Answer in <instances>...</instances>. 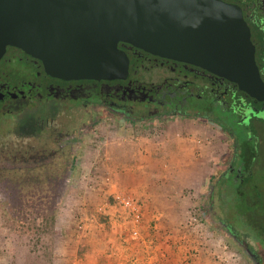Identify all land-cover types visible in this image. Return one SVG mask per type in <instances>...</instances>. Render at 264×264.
I'll use <instances>...</instances> for the list:
<instances>
[{
    "label": "rangeland",
    "instance_id": "1",
    "mask_svg": "<svg viewBox=\"0 0 264 264\" xmlns=\"http://www.w3.org/2000/svg\"><path fill=\"white\" fill-rule=\"evenodd\" d=\"M61 106L37 104L25 115L15 117L21 124L12 120L0 125V158H9L16 164L0 179V264H53V260L54 264H59L63 249L59 237L64 232H79L81 212L87 213L90 219L93 217L84 232L90 230V224L101 223L115 237L113 245L125 250L129 243L124 242L127 230L124 218H116L117 223L113 225L106 215L98 213L101 205L94 208L93 203L81 204L79 195L81 191L85 194L81 187L90 185L88 178L96 173L98 156L110 151L106 139L141 136L143 132L161 139L174 124L189 128L192 123L205 130L215 151L209 161L210 177L203 192L190 195L194 205L189 211H196L200 221L199 226L186 233L185 239L180 237L186 241V261L200 263L201 250L209 244L206 249L211 245V254H207L210 264H257L250 249L264 263V140L257 151L253 142H246L245 136L234 142L233 138L229 139L204 122L199 124L175 117L126 121L88 109L89 112L78 116V110H72L76 106L69 107V113L55 117L51 123L50 117L60 111ZM41 124L47 126L45 130L38 129ZM43 150L44 157L26 160L44 154ZM248 161L250 164L252 161V165ZM230 165L234 168L232 173L228 170ZM237 165L244 173L241 180ZM247 168L250 169L247 171ZM107 200L113 203L114 199ZM211 200L215 202L213 208ZM234 205L240 207L236 209ZM82 208L85 210L81 211ZM142 208L145 213V206ZM221 219L238 232L239 239L221 225ZM185 221L175 224L174 228L166 227L164 243H174L177 233L184 237ZM169 243L164 252L167 257L160 259V264L171 263ZM55 249L58 251L53 257Z\"/></svg>",
    "mask_w": 264,
    "mask_h": 264
},
{
    "label": "water",
    "instance_id": "2",
    "mask_svg": "<svg viewBox=\"0 0 264 264\" xmlns=\"http://www.w3.org/2000/svg\"><path fill=\"white\" fill-rule=\"evenodd\" d=\"M119 43L260 81L242 12L221 0H0V59L11 45L54 76L113 80L129 70Z\"/></svg>",
    "mask_w": 264,
    "mask_h": 264
},
{
    "label": "flooded vegetation",
    "instance_id": "3",
    "mask_svg": "<svg viewBox=\"0 0 264 264\" xmlns=\"http://www.w3.org/2000/svg\"><path fill=\"white\" fill-rule=\"evenodd\" d=\"M221 1L242 12L260 81L240 85L200 66L153 55L128 43L118 45L129 59L124 78H62L47 73L39 59L9 45L0 59V119L10 118L0 120V125L16 122V116L25 115L37 104H58L61 109L50 117L51 123L74 106L78 116L91 110L126 121L175 117L207 123L234 142L245 136L246 142L260 150L264 140V0ZM40 126V130L47 127ZM43 152L26 160L44 157ZM238 167L241 180L244 173ZM228 170L232 173L233 165Z\"/></svg>",
    "mask_w": 264,
    "mask_h": 264
},
{
    "label": "crops",
    "instance_id": "4",
    "mask_svg": "<svg viewBox=\"0 0 264 264\" xmlns=\"http://www.w3.org/2000/svg\"><path fill=\"white\" fill-rule=\"evenodd\" d=\"M172 127L161 139L146 132L141 136L106 139L110 151L98 156L96 173L88 178L90 185L81 187L85 194L82 191L79 194L81 204L93 203L94 208L118 195L139 199L145 206V248L150 246L149 240L154 239L157 249H166L163 239L166 227L174 228L175 224L181 222V225L187 219L194 205L190 195L203 192L210 177L209 161L215 150L205 130L194 123L189 128L180 124ZM97 223L90 224L88 232L61 233L59 239L63 249L60 248L59 264L148 263L149 250L144 248L136 254L113 245L112 232ZM180 237L184 239L178 236L174 243H169L171 247H167L170 264H195L186 261V241ZM208 246L201 250V262L197 264H210L207 254H211V245L206 249ZM57 251H53V257Z\"/></svg>",
    "mask_w": 264,
    "mask_h": 264
},
{
    "label": "built area",
    "instance_id": "5",
    "mask_svg": "<svg viewBox=\"0 0 264 264\" xmlns=\"http://www.w3.org/2000/svg\"><path fill=\"white\" fill-rule=\"evenodd\" d=\"M113 203L111 201L106 200L98 209V213L100 215H106L109 220L113 223V225L117 223L116 218H124L125 220V226L127 227L126 230V237L124 242H127L129 244H132L134 246H143L145 248L146 246V240L143 236V227H144V211L142 208V203L139 199H136L134 197H129L125 195H118L113 198ZM111 204H114V206L111 207ZM110 209L112 212L107 213L106 211ZM110 214V215H109ZM112 215V216H111ZM107 220V219H106ZM200 221L199 214L195 212H189L188 217L186 219L185 223V234L184 239L187 237L186 233L191 232L196 226H199L198 223ZM87 222H93L92 219L89 218V215L85 212H81L78 217V231L83 233L86 229ZM180 233H177L179 236ZM169 236H172L169 234ZM175 236V235H174ZM120 237L123 238L121 235ZM183 240V239H181ZM185 241V240H184ZM169 242H166V245ZM165 244V243H164ZM165 245V247H166ZM145 248L146 250H149V256L148 263L146 264H160V261L162 258H166L167 255L165 252V248L156 247L155 254L153 253V250ZM158 253V254H157ZM152 254V255H150ZM161 259V260H160Z\"/></svg>",
    "mask_w": 264,
    "mask_h": 264
},
{
    "label": "trees",
    "instance_id": "6",
    "mask_svg": "<svg viewBox=\"0 0 264 264\" xmlns=\"http://www.w3.org/2000/svg\"><path fill=\"white\" fill-rule=\"evenodd\" d=\"M255 157V156H254ZM11 159H9V158H0V179H2L4 176H6L8 173H9V171H10V169H12L13 167H15L16 166V164L14 163V161L13 160H11ZM248 163H249V161H248ZM13 164H15L13 167H11V165H13ZM250 164V163H249ZM9 165V166H8ZM250 165H252V161H251V164ZM249 167V166H248ZM10 168V169H9ZM250 169V168H249ZM238 174V173H237ZM234 183V182H233ZM214 199V198H213ZM213 200H211V208H213V207H215V202L213 201ZM234 206H236V205H234ZM239 207H240V205H238ZM238 206H236V209L238 208ZM221 221V225H223V226H225V228L229 231V233L235 238V237H237L238 238V232L236 231V230H234L230 225H228V223H227V221H225V219H221L220 220ZM239 239V238H238ZM154 240V239H153ZM150 241L149 240V243H150V247H149V249L150 250H153V249H155L157 246H156V244H155V241ZM125 247H126V251H128L129 252V250H131V251H133V253L135 252L136 254L139 252V251H142V250H145L144 249V247L143 246H134V245H132V244H126L125 245ZM249 251V253H250V255H251V257L254 259V261H256L257 262V264H264L259 258H258V256H257V254H255V252L252 250V249H250V250H248ZM137 256V255H136ZM258 258V259H257Z\"/></svg>",
    "mask_w": 264,
    "mask_h": 264
}]
</instances>
